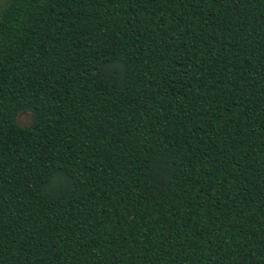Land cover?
<instances>
[{
	"label": "trees",
	"instance_id": "obj_1",
	"mask_svg": "<svg viewBox=\"0 0 264 264\" xmlns=\"http://www.w3.org/2000/svg\"><path fill=\"white\" fill-rule=\"evenodd\" d=\"M0 264H264V0H8Z\"/></svg>",
	"mask_w": 264,
	"mask_h": 264
},
{
	"label": "rangeland",
	"instance_id": "obj_2",
	"mask_svg": "<svg viewBox=\"0 0 264 264\" xmlns=\"http://www.w3.org/2000/svg\"><path fill=\"white\" fill-rule=\"evenodd\" d=\"M8 0H0V10ZM15 120L21 125H28L31 122V113L29 111H21L17 113Z\"/></svg>",
	"mask_w": 264,
	"mask_h": 264
}]
</instances>
